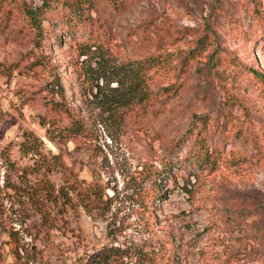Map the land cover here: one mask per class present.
I'll list each match as a JSON object with an SVG mask.
<instances>
[{
    "label": "rangeland",
    "instance_id": "1",
    "mask_svg": "<svg viewBox=\"0 0 264 264\" xmlns=\"http://www.w3.org/2000/svg\"><path fill=\"white\" fill-rule=\"evenodd\" d=\"M42 1L0 0V264H264L232 260L264 251V0H94L111 29L97 53L51 8L34 24ZM150 53L170 75L112 115ZM54 79L83 133L50 132ZM206 146L222 148L207 168ZM230 207L255 211L250 232Z\"/></svg>",
    "mask_w": 264,
    "mask_h": 264
},
{
    "label": "trees",
    "instance_id": "2",
    "mask_svg": "<svg viewBox=\"0 0 264 264\" xmlns=\"http://www.w3.org/2000/svg\"><path fill=\"white\" fill-rule=\"evenodd\" d=\"M119 2V0H109V4L114 7H117ZM50 8L55 14L54 18H56L59 23L66 25V32L69 33V35L76 36V34H79L81 42H84L85 44V47H82L84 51L88 52V50H91V52L97 53L104 50L105 46L101 38L111 35V29L107 26L106 19L99 14V12H103L104 10H101V8L95 4L94 0H43L42 4L35 8L26 7L25 12L29 19L35 24L38 15L43 13L44 10ZM94 14L97 15V17L94 16ZM3 20H6V15H4L0 9V25L4 26L5 23ZM36 27H38V25ZM170 63L171 61L167 59V56L161 53H150L146 56H142L140 59H137L134 63V69L132 71L134 82L129 83L133 86L134 91H137L135 93L136 100L134 101V99L129 97H117L118 99L110 101L106 110H110L109 112L113 115V113H116L121 109H124L125 111L133 109V104L135 103L149 102L150 95L153 93L157 96L158 93L152 91L153 84H157L160 79L170 75V72L173 69ZM40 65H43V60L41 57H36L31 60L27 68L29 70H35ZM14 66L15 65H11L6 72L9 74ZM36 73L37 71H34V74ZM161 76H163V78H160ZM171 86L172 83H166L161 86L160 90H169ZM43 88L50 95L47 100L49 103V109L52 112V116L48 121L49 125L52 126V130L50 132L54 134V136H60L61 138L83 133L84 125L78 117L72 114L70 108L64 102V92L58 80L54 79V81H47ZM156 96L151 97V100L154 101ZM58 113H63L68 118L66 124H60V119L56 117ZM207 120L208 119L203 120L202 125L204 129L208 128ZM210 125H215V123ZM222 130L224 129L217 127V129H214L213 131H218V135L221 136ZM261 143L264 144V139ZM256 146L258 148L261 147L258 143ZM220 150H222V148H217V146H206L204 153L205 157L203 158L205 167H212L216 164V159H218L217 156L219 154L217 152H220ZM253 214H255V211L246 207H240L238 209L230 207L227 210V220L230 223L231 228H235L237 231L243 233L246 231L250 232L249 229H244V224L246 218ZM261 232L262 231L251 233L249 236L257 241L262 238ZM261 255H264L263 250L243 255L234 254L232 260L238 261L241 260L242 257L255 258L258 260Z\"/></svg>",
    "mask_w": 264,
    "mask_h": 264
}]
</instances>
